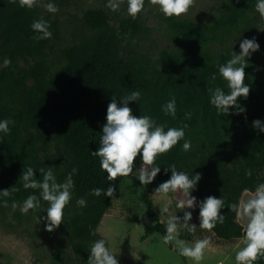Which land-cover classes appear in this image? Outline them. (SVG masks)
Segmentation results:
<instances>
[{
	"label": "trees",
	"instance_id": "16d2710c",
	"mask_svg": "<svg viewBox=\"0 0 264 264\" xmlns=\"http://www.w3.org/2000/svg\"><path fill=\"white\" fill-rule=\"evenodd\" d=\"M255 4L256 0H219L204 22L165 16L166 33L174 45L154 57L139 43L148 33L143 10L133 18L127 13V1L125 11L115 17L104 5L88 6L82 12L76 40L56 49L54 43L61 36L58 19L42 12L38 4L27 8L21 7L19 0H0V62L5 57L10 61L31 59L25 72L0 68V119L14 121L9 133H0V190L9 189L10 193L0 194V206H14L15 202V218L35 222L49 237L54 252L48 264H88L92 243L102 238L97 228L125 177L109 181L99 157L91 153L99 146L112 96L123 97L134 90L141 91L138 102L129 101L134 115H151L166 127L187 125L185 139L190 140V149L184 150L181 140L158 155L155 163L161 165V171L157 180L170 177L171 170L164 171L170 164L190 175L201 173L192 195L198 200L222 195L225 201L221 209L224 222L211 231L227 241L243 237L236 212L228 205L238 202L245 188L254 190L264 182V132L253 127L255 119L264 121V73L258 64L264 50V33H259L258 27L264 17ZM40 17L49 21L51 38H35L31 24ZM244 33L253 34L260 44L253 57L247 58L249 93L238 97L245 111L220 114L210 104L208 90L217 86L229 90L218 66L231 57L232 49L240 51L234 41ZM173 97L175 117L162 111V105ZM142 163L138 155L134 166ZM28 166L36 170L37 179H42L39 169L51 166L60 182L77 169L72 199L65 206L61 224L52 231L45 228L46 221L39 220L47 215V201L42 200L39 209L20 211L24 199L40 191L25 189L19 179ZM109 184L116 189L111 197L91 193L92 188L107 189ZM80 197L86 199V206L76 203ZM143 200L153 223L141 238L158 232L163 239L166 224L146 188ZM195 210L198 214L199 208ZM55 232L59 240L53 239ZM166 245L178 252L172 244ZM118 259L120 264H128L125 258ZM255 263L264 264V257Z\"/></svg>",
	"mask_w": 264,
	"mask_h": 264
},
{
	"label": "clouds",
	"instance_id": "9594fccd",
	"mask_svg": "<svg viewBox=\"0 0 264 264\" xmlns=\"http://www.w3.org/2000/svg\"><path fill=\"white\" fill-rule=\"evenodd\" d=\"M39 0H19L21 7L32 8ZM159 5V9L165 16H180L188 11L192 0H153ZM44 8L50 13L59 11L55 0H47ZM107 6L112 10L120 7L119 0H107ZM144 8V0H127V13L133 18ZM256 11L264 17V0H256ZM31 28L36 33V39H48L53 36L50 23L43 17L34 19ZM240 51L231 52V57L224 63L219 64V75L227 82V92L222 87L209 89V102L220 114L227 115L231 112H244L245 108L240 105L238 97H247L249 84L245 82V67L247 58L260 48L255 37L244 38L239 44ZM10 59L5 57L3 65L7 66ZM215 79V74L213 75ZM141 97L140 90L131 91L123 97L112 96L108 103L105 123L102 125L99 146L92 155L99 157L100 167L107 173V179L114 181L116 177L136 175L141 184L147 185L153 181L161 171V165L155 163L158 155L166 153L179 141L183 140L182 148L189 150L191 142L185 139V128L166 127L164 123L148 114L134 115L129 107V101L138 102ZM234 106V107H232ZM165 115H176V100L169 99L162 105ZM186 116H190L187 113ZM14 121L10 118L0 119V133L7 134L11 131L9 125ZM253 127L259 132H264V121L255 119ZM139 155L143 162L138 170L134 171V161ZM171 170L170 177L160 183L154 190L158 197L159 209L164 217L166 230L163 241L172 244L178 253L191 258L199 264L204 259L205 251L210 245V238H196L191 242L181 238V232L195 233L197 224L192 222L193 212L189 209L199 208V226L203 229L212 230L217 223H223L225 215L221 209L225 208L224 198L208 195L198 200L192 195L202 174L196 172L189 174L186 171L178 170L175 164L167 165L165 173ZM42 179L36 178V170L31 166L24 168L19 179L23 181V187L39 189V195L35 192L29 194L22 204L19 205L22 213L29 210H36L41 207V201H47V215L39 217V220L46 221L45 228L52 231L57 228L64 216L65 206L72 199V189L75 186L73 174L77 169L73 168L67 173L62 182L57 180L51 166L45 170L39 169ZM250 174V173H249ZM114 184H109L107 189L95 187L91 193L100 196L103 193L111 197L115 192ZM169 193H177L179 198L175 201V207L182 209V216L172 211L173 199ZM244 196L238 201L228 205L230 210L236 212L238 218L245 220L243 226L244 246L239 248L235 254L236 264H255L264 257V182L258 183L254 190L245 188ZM0 194L9 195V189L0 190ZM76 203L86 206L85 198L80 197ZM15 206V202H14ZM88 264H120L106 238L95 240L89 251Z\"/></svg>",
	"mask_w": 264,
	"mask_h": 264
},
{
	"label": "rangeland",
	"instance_id": "374dc122",
	"mask_svg": "<svg viewBox=\"0 0 264 264\" xmlns=\"http://www.w3.org/2000/svg\"><path fill=\"white\" fill-rule=\"evenodd\" d=\"M119 0L120 7L112 10L107 6V0H55L59 11L50 13L44 8L47 0H39L38 5L42 12L50 18H56L60 22V39L54 45L58 49L62 45L72 43L77 38V33L82 28V12L93 5H104L109 14L115 17L117 12L125 11V2ZM219 0H192L187 12L181 14L198 22L206 21L214 12ZM165 15L159 9V5L153 0H148L143 9V19L148 27V33L142 36L139 43L154 57L160 50L174 45L172 38L166 33L164 21ZM114 21V18L112 19ZM259 33H264V23L258 27ZM254 37L251 33H244L236 37L234 45L240 50V41L244 38ZM258 56V64L264 73V50ZM50 56V54H49ZM253 57V54L251 55ZM31 62L29 57H17L7 66L0 62V68H7L14 72H25ZM30 82V80H29ZM52 147V146H51ZM54 148L52 147V151ZM141 164L134 166L138 170ZM164 181L157 180L143 185L136 175L125 177L113 197L112 204L104 213L97 228L102 238H106L109 246L123 257L128 264H196L191 258L182 256L174 249L169 248L158 232L149 234L142 239L145 228L152 225V220L147 214L143 200V189L146 188L152 199L154 208L161 221L165 222L159 209L158 197L154 194L155 188ZM173 199L172 211L182 216V209L175 207V201L179 198L177 193L168 194ZM244 196L242 192L240 199ZM239 199V200H240ZM193 212L192 222L197 224L195 233L181 232V238L191 242L196 238L208 236L210 245L205 251L204 259L199 264H236L235 254L244 246L243 237L234 241L217 238L211 230L199 226L196 210ZM15 207L12 205L0 206V264H48L49 258L54 252V247L49 237L31 220H19L15 218ZM236 221L243 227L245 220L236 216ZM54 240H59V233L52 234ZM68 252L70 250L68 248ZM256 264V263H255Z\"/></svg>",
	"mask_w": 264,
	"mask_h": 264
}]
</instances>
